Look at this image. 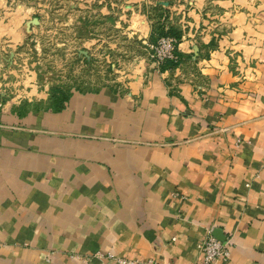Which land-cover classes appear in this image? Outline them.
<instances>
[{"label": "crops", "instance_id": "1", "mask_svg": "<svg viewBox=\"0 0 264 264\" xmlns=\"http://www.w3.org/2000/svg\"><path fill=\"white\" fill-rule=\"evenodd\" d=\"M164 1L89 0L115 14L91 40L112 81L0 100V264H197L208 235L231 243L216 264H264V0ZM157 21L175 66L150 56Z\"/></svg>", "mask_w": 264, "mask_h": 264}, {"label": "rangeland", "instance_id": "2", "mask_svg": "<svg viewBox=\"0 0 264 264\" xmlns=\"http://www.w3.org/2000/svg\"><path fill=\"white\" fill-rule=\"evenodd\" d=\"M146 1L139 12L150 19L167 9L165 1ZM181 1L170 0L172 5ZM88 2L0 0V100L7 95L22 99L32 89L46 94L45 99L30 102L32 106L54 107L72 90H92L115 79L116 67L108 66L100 46L95 48L92 42L114 24L115 14L108 15L110 22L99 5L88 8ZM33 18L38 23L28 27ZM18 33L25 37L17 40ZM79 49L88 50L86 63Z\"/></svg>", "mask_w": 264, "mask_h": 264}, {"label": "built area", "instance_id": "3", "mask_svg": "<svg viewBox=\"0 0 264 264\" xmlns=\"http://www.w3.org/2000/svg\"><path fill=\"white\" fill-rule=\"evenodd\" d=\"M177 40L172 36H162L156 43L149 45L150 56L156 65H162L166 60H178ZM230 240H219L211 235L206 236L197 244L201 255L197 264H216L230 258ZM107 257H112L110 253ZM121 264H134V261L120 259Z\"/></svg>", "mask_w": 264, "mask_h": 264}, {"label": "trees", "instance_id": "4", "mask_svg": "<svg viewBox=\"0 0 264 264\" xmlns=\"http://www.w3.org/2000/svg\"><path fill=\"white\" fill-rule=\"evenodd\" d=\"M162 36H172V37H174L177 40V42H178V39L180 38L179 32L176 29H174L172 26L165 30L164 29V24L157 21L154 24L153 28H152V33H151V36H150L151 44L156 43L157 40L160 37H162ZM176 53L178 55V60H176V61L166 60L163 64H170L171 66L177 65L179 63V54H178L177 51H176ZM67 99H68L67 95L63 96L56 103V106H54V107L52 106V108H54V109H62L64 107V103L66 102Z\"/></svg>", "mask_w": 264, "mask_h": 264}, {"label": "water", "instance_id": "5", "mask_svg": "<svg viewBox=\"0 0 264 264\" xmlns=\"http://www.w3.org/2000/svg\"><path fill=\"white\" fill-rule=\"evenodd\" d=\"M30 23H38V19L37 18H33L32 20H30L29 22H27V26L29 27Z\"/></svg>", "mask_w": 264, "mask_h": 264}]
</instances>
